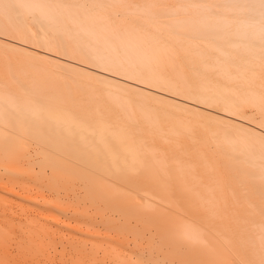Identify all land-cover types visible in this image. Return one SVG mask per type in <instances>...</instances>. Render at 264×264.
<instances>
[{"label":"bare ground","instance_id":"6f19581e","mask_svg":"<svg viewBox=\"0 0 264 264\" xmlns=\"http://www.w3.org/2000/svg\"><path fill=\"white\" fill-rule=\"evenodd\" d=\"M0 4L20 7L22 15L38 12L39 24L45 22L62 33L64 44L61 27H66L84 51L79 56L46 47L42 53L0 31L1 46L41 59L43 64L35 67L45 76L53 68L69 72L66 78L79 87L70 91L58 87L54 93L14 91L0 80V191H7L1 173L12 172L7 171L9 165L28 170L39 163L60 174L71 161L82 174H97L104 181L102 187L121 205L127 206L130 198L161 228L170 224V239L192 260L204 261L206 250L215 254L212 237L229 248L230 236L240 242L235 221L217 209L221 204L202 198V191L209 188L200 179L190 182L183 164L159 153L148 141L150 131L138 127L140 136L136 135L134 125L149 124L148 113L139 109L135 116L130 99L109 93L111 104L103 106L97 91L101 85L82 83L86 75L132 86L142 95L198 109L216 122L241 125L264 138V127L245 116L246 108L255 107L264 117V0H0ZM84 95L90 104L82 103ZM113 103L120 105L119 115ZM153 116L154 128L166 131L162 117ZM246 140L237 137L229 142L247 155L243 162L251 171L252 166L259 167L260 157ZM259 183L264 188V182ZM5 220L0 219L1 237Z\"/></svg>","mask_w":264,"mask_h":264},{"label":"rangeland","instance_id":"374dc122","mask_svg":"<svg viewBox=\"0 0 264 264\" xmlns=\"http://www.w3.org/2000/svg\"><path fill=\"white\" fill-rule=\"evenodd\" d=\"M22 14L20 7L0 4V18L4 21L0 31L26 41L42 53L44 48L51 47L83 56V48L71 40L66 27H61L64 44L60 39L62 33L47 27L45 22H41L44 28L39 24L38 12ZM47 30L50 33H45ZM22 54L0 45V80L12 90L54 93L58 87L68 91L79 88L72 78H66L69 72L62 70L61 74V69L53 68L45 76L35 67V63L43 64L41 59ZM83 77L85 86L101 85L96 87L101 88L97 91L103 106L111 104L106 98L109 93L130 99L135 116L139 109L148 113L149 124L139 121L134 125L136 135L140 136L138 127L150 131L148 141L159 153L183 164L190 182L200 179L209 188L202 191V198L221 204L216 208L235 221L233 226L240 242L230 236L229 248L222 239L220 243L212 237L215 254L205 249L208 253L202 250L204 261L192 260L170 239V224L161 228L130 198L127 206L121 205L113 193L102 187L104 181L97 174H82L71 161L60 174L39 163H33L28 170L9 165L7 171L12 172L1 173L8 188L0 191V219H7L6 232L0 236V264H264V188L259 183L264 182V156L259 153L264 154V138L241 125L216 122L198 109H188L163 97L142 95L132 86ZM80 99L85 105L90 104L85 95ZM112 107L116 114L121 113L120 105L113 103ZM153 115L162 117L166 131L154 128ZM245 116L264 127V117L255 107L246 108ZM237 137L248 139L254 146L260 157L258 168L246 169L243 160L247 155L235 151L229 142Z\"/></svg>","mask_w":264,"mask_h":264}]
</instances>
